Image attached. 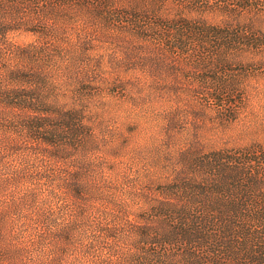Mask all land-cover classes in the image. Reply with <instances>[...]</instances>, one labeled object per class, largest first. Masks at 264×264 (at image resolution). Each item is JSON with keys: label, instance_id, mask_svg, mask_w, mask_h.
<instances>
[{"label": "trees", "instance_id": "1", "mask_svg": "<svg viewBox=\"0 0 264 264\" xmlns=\"http://www.w3.org/2000/svg\"><path fill=\"white\" fill-rule=\"evenodd\" d=\"M254 78L262 0H0V264H264ZM108 97L144 137L104 180Z\"/></svg>", "mask_w": 264, "mask_h": 264}, {"label": "rangeland", "instance_id": "2", "mask_svg": "<svg viewBox=\"0 0 264 264\" xmlns=\"http://www.w3.org/2000/svg\"><path fill=\"white\" fill-rule=\"evenodd\" d=\"M264 1V0H262ZM33 36L30 33H20L14 36V40L17 42H25L31 40ZM253 83L257 85V92L251 90L250 95V103L248 104V110H253L260 116L261 120H264V78L257 80V78L252 79ZM109 104V112L106 114V119L103 122V126L109 135L113 138V141L117 143L118 148H114L111 146V142L108 141V144H105L104 150L107 151L103 154L102 157V168L100 174L98 175L101 179H106L107 174L110 171H115L118 168L122 167V164H126V159L128 157H132L138 161L137 158L141 154L139 148H133L137 146L138 142L143 140L144 134L140 133L134 126V123L129 120L126 116L129 106L126 103H120V101L116 100L113 97H108ZM208 118V122H202L204 124L200 132L203 135L202 142L206 147L216 146V124L214 121ZM212 123L214 127L209 125ZM137 149V150H136ZM120 153L119 156H115L113 153ZM13 164L14 168L20 169L22 166L18 162H11L10 165ZM112 165L113 169L110 170L108 166Z\"/></svg>", "mask_w": 264, "mask_h": 264}]
</instances>
